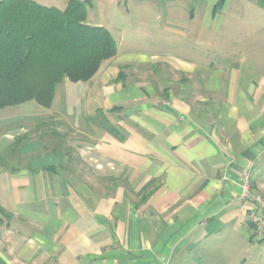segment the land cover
Listing matches in <instances>:
<instances>
[{
	"label": "crops",
	"instance_id": "obj_1",
	"mask_svg": "<svg viewBox=\"0 0 264 264\" xmlns=\"http://www.w3.org/2000/svg\"><path fill=\"white\" fill-rule=\"evenodd\" d=\"M214 5L212 19L223 9L212 15ZM252 5L264 14V0ZM169 17V31L214 45L215 33L204 38L202 27L184 31ZM261 55L178 67L164 60L184 76L177 92L159 82L164 101L122 85L115 106L99 108H117L110 122L122 141L87 118L75 138L79 126L60 122L70 110L1 109L0 264H264L250 205L238 200L245 173L264 196ZM69 83V99L87 84Z\"/></svg>",
	"mask_w": 264,
	"mask_h": 264
},
{
	"label": "rangeland",
	"instance_id": "obj_2",
	"mask_svg": "<svg viewBox=\"0 0 264 264\" xmlns=\"http://www.w3.org/2000/svg\"><path fill=\"white\" fill-rule=\"evenodd\" d=\"M31 1L45 7L63 10L69 0ZM218 1L89 0L86 23L99 25L110 32L117 44V55L102 64L97 79L95 78V82H88L82 94L75 90L73 97L67 98L65 84H70L68 81H64L57 88L51 106L63 113L67 110L71 112L67 119L64 118L60 122L77 124L80 131L75 132L74 137L82 138L86 118L87 121L92 122L88 118L96 116L104 106L106 108L115 106V91L122 85L124 88L127 87L128 91L130 87H135L145 93L147 89L157 92L160 94V101H164L163 88L160 87L159 82L162 81L163 84L174 82L175 85L169 84L167 89L177 92L180 86L175 82L184 77L170 68L163 69L160 64H163L164 60L175 67L181 65L179 61L207 65L225 59L241 61L247 57L263 58L261 54H264V51H259V47L264 45V14L252 5L256 0H250L252 3L248 1L249 6L247 0H225L220 14L212 19L209 12L212 7L210 5ZM191 9L194 18L189 22L187 19ZM170 14L175 17L178 27L184 31L195 28L198 30L202 27L205 30L204 38L211 37V32L215 33L214 45L203 43L200 46L195 41L194 35L184 36L169 31L165 23H171ZM250 47L257 50L251 51ZM222 63L218 65L221 66ZM119 74H122L123 79L118 81L116 79ZM104 86H106L105 90ZM66 100L69 101L66 103ZM124 106L126 105L123 104L122 107ZM105 113L109 120H112L119 111L110 114L105 111ZM252 193L264 199V196ZM251 238L252 242L257 241L254 235ZM257 248L258 255L264 257V243H260Z\"/></svg>",
	"mask_w": 264,
	"mask_h": 264
},
{
	"label": "trees",
	"instance_id": "obj_3",
	"mask_svg": "<svg viewBox=\"0 0 264 264\" xmlns=\"http://www.w3.org/2000/svg\"><path fill=\"white\" fill-rule=\"evenodd\" d=\"M223 3L214 5L212 15ZM89 6V0H69L59 10L31 0H0V110L27 102L48 109L65 80L88 83L104 62L116 56L110 32L86 23ZM122 79L119 74L116 80ZM89 119L124 140L105 112L99 110Z\"/></svg>",
	"mask_w": 264,
	"mask_h": 264
},
{
	"label": "built area",
	"instance_id": "obj_4",
	"mask_svg": "<svg viewBox=\"0 0 264 264\" xmlns=\"http://www.w3.org/2000/svg\"><path fill=\"white\" fill-rule=\"evenodd\" d=\"M238 200L249 203L247 220L252 227V234L256 242L264 243V199L251 192L250 178L247 173L241 177Z\"/></svg>",
	"mask_w": 264,
	"mask_h": 264
}]
</instances>
